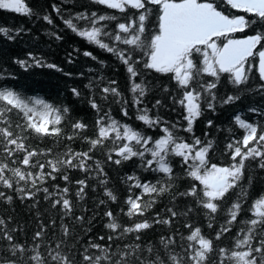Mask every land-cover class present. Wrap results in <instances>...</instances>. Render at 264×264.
Returning <instances> with one entry per match:
<instances>
[{"label":"snow or ice","instance_id":"1","mask_svg":"<svg viewBox=\"0 0 264 264\" xmlns=\"http://www.w3.org/2000/svg\"><path fill=\"white\" fill-rule=\"evenodd\" d=\"M0 10L76 38L0 55V264H264V0ZM40 69L54 93L21 83Z\"/></svg>","mask_w":264,"mask_h":264},{"label":"trees","instance_id":"2","mask_svg":"<svg viewBox=\"0 0 264 264\" xmlns=\"http://www.w3.org/2000/svg\"><path fill=\"white\" fill-rule=\"evenodd\" d=\"M32 2H39L45 5L55 2L61 4L62 7L71 8L73 3L77 5L88 4L89 0H32ZM0 24H7L13 27L23 25L25 28L30 29L31 32L30 35L28 33H24L21 37L18 38L15 43L6 42L2 38H0V55L15 54L16 52L22 50L42 49L45 54H47L49 58H51L55 62L60 61L63 54V49H65L66 45L72 43L73 40H76L75 37H71L64 43H61L60 41H54L44 33V27L46 25H44L43 22L36 21L35 17L29 19L22 14H16L9 10H0ZM69 35L71 36V34ZM101 58H106V55L102 56ZM81 66H83V68L86 70L89 66L95 67V64L91 63L90 61L85 62L84 59L81 58L76 62L75 69H80ZM105 75H110V73L106 72ZM61 81L62 78L59 74L46 69L36 70L21 79V83L25 84L28 88H36L38 91H52L53 93L55 92L58 82ZM61 91H63V89H61ZM78 114L85 116V118L88 120H91L92 114L90 112L81 111ZM196 128L197 133H199L200 125H197ZM32 143L34 145H37L39 144V141L33 140ZM50 143V140L44 141L45 145ZM251 166L252 165L250 163L249 167ZM110 175L112 176L113 186L116 187L118 191L123 192V186L119 181V177L120 175H122V173L119 171V169L113 166ZM88 206L91 207V199H89L88 201ZM14 207L15 212L13 213V215L18 220L26 223L31 219L32 213L30 212L27 203L21 204L19 201H17L14 204ZM40 207L41 211H44V209L47 208V205L42 203ZM30 227L34 228L35 223L33 222Z\"/></svg>","mask_w":264,"mask_h":264}]
</instances>
